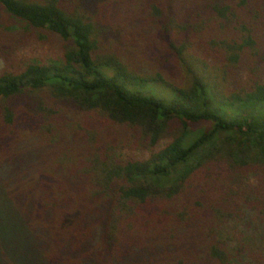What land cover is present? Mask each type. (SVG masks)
Segmentation results:
<instances>
[{"label": "trees", "instance_id": "trees-1", "mask_svg": "<svg viewBox=\"0 0 264 264\" xmlns=\"http://www.w3.org/2000/svg\"><path fill=\"white\" fill-rule=\"evenodd\" d=\"M245 205L264 219V0H0V264H240Z\"/></svg>", "mask_w": 264, "mask_h": 264}, {"label": "rangeland", "instance_id": "rangeland-1", "mask_svg": "<svg viewBox=\"0 0 264 264\" xmlns=\"http://www.w3.org/2000/svg\"><path fill=\"white\" fill-rule=\"evenodd\" d=\"M62 56V42L58 39H49L46 41H37L22 48L17 57L15 64L25 67L28 63L39 61L51 63L59 60ZM157 94L169 96L170 92L155 88ZM122 157L133 154L146 156L147 152L122 150ZM239 218L231 220L223 225L220 229V236L226 240L233 251L239 247L242 249V255L237 257L241 264L246 262L252 253L264 252V219L259 218L257 214L250 210L246 205L240 210Z\"/></svg>", "mask_w": 264, "mask_h": 264}]
</instances>
